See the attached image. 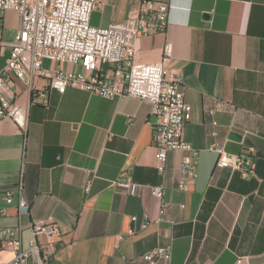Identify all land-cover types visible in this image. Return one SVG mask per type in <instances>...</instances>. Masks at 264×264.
<instances>
[{
    "label": "crops",
    "instance_id": "obj_1",
    "mask_svg": "<svg viewBox=\"0 0 264 264\" xmlns=\"http://www.w3.org/2000/svg\"><path fill=\"white\" fill-rule=\"evenodd\" d=\"M98 1L91 25L105 28L136 16L144 0ZM149 1L169 5V26L138 40L135 61L159 63L172 45L167 66L192 108L184 137L198 151L193 190L178 188L187 152H169L166 172H158L149 102L69 88L51 91L48 106H30L25 79L16 85L17 102L28 109L25 126L0 120V209L8 213L0 228L22 224L27 249L30 223L55 220L59 236L49 264H149L143 256L158 247L167 248L171 260L157 264H237L240 258L264 264V0ZM21 23L16 12L0 16V41L13 42ZM9 54V46L0 48V71ZM62 69L82 71L70 64ZM102 71L116 70L104 65ZM47 86L45 78L34 81L36 89ZM214 144L252 156L255 175L218 168ZM124 171L139 184L136 195L114 186ZM21 184L30 206L22 217ZM151 186L166 189L163 215ZM12 257L0 251L1 264Z\"/></svg>",
    "mask_w": 264,
    "mask_h": 264
},
{
    "label": "built area",
    "instance_id": "obj_2",
    "mask_svg": "<svg viewBox=\"0 0 264 264\" xmlns=\"http://www.w3.org/2000/svg\"><path fill=\"white\" fill-rule=\"evenodd\" d=\"M98 0H0V16L8 11L20 15L22 23L13 42L0 41L1 47H10L6 64L0 71V120H12L25 126L28 109L17 102L18 81L29 80L30 106H48L50 93L64 94L69 88L83 89L109 100L130 97L151 104L152 116L156 119L154 143L158 150L157 170L164 174L168 154L184 151L189 158L181 166L178 188L193 190L197 179L198 151L185 140V126L191 112L181 89L180 77L168 69L172 56V45L167 43L159 63L145 64L135 61L137 43L142 37L165 33L169 26V5L164 2L144 0L138 14L105 28L91 25L92 13ZM50 61L57 66L46 68ZM63 64L80 66L82 71H65ZM108 65L116 71L105 73L102 66ZM37 78L48 80L42 89L34 87ZM219 153L218 168L239 171L245 178L253 177L256 161L247 154H230L218 144L210 147ZM93 181L90 175L84 190L89 193ZM116 188L127 195H136L139 184L129 172H122L114 182ZM164 186H151L152 195L161 202L162 215L169 203L164 202ZM19 215L27 216L30 206L23 196L24 186L19 187ZM13 194L7 195L11 204ZM0 209V218L7 216ZM160 220V219H159ZM158 220V221H159ZM32 238L27 249H23L24 226L0 228V251L13 255L2 264H49L56 251L59 225L53 220L31 222ZM131 234V232H130ZM125 236L121 235L120 240ZM149 264L159 260H171V252L158 247L143 256ZM1 264V263H0ZM237 264H244L240 258Z\"/></svg>",
    "mask_w": 264,
    "mask_h": 264
},
{
    "label": "water",
    "instance_id": "obj_3",
    "mask_svg": "<svg viewBox=\"0 0 264 264\" xmlns=\"http://www.w3.org/2000/svg\"><path fill=\"white\" fill-rule=\"evenodd\" d=\"M232 137H234V138H240V136H237L236 134H232Z\"/></svg>",
    "mask_w": 264,
    "mask_h": 264
}]
</instances>
